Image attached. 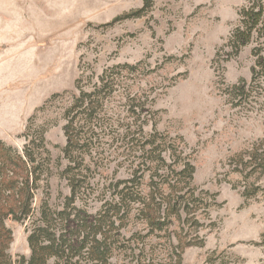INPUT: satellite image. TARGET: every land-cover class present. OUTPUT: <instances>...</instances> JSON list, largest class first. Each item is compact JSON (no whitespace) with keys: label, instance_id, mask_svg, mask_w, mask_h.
<instances>
[{"label":"rangeland","instance_id":"1","mask_svg":"<svg viewBox=\"0 0 264 264\" xmlns=\"http://www.w3.org/2000/svg\"><path fill=\"white\" fill-rule=\"evenodd\" d=\"M246 1L0 0V142L11 148L12 159L29 150L37 178L28 218L4 222L12 233L8 254L13 264L30 257L28 237L42 226V214L50 215L56 228L55 214L63 210L71 218L77 210L105 214V204L116 199L112 186L133 179L138 170V154L129 155L130 145L119 137L128 130L137 133L139 126L145 135L157 132L168 165L177 160L194 167L191 187L196 194L216 195L215 207L209 199L210 209L195 212L202 228L187 231L186 242L197 238L203 244L185 247L180 263L264 264V175L244 180L232 172L231 161L263 138L264 115L252 103L233 108L224 96L227 87L250 81L255 44L228 62L220 57L213 63ZM139 10L140 15H133ZM117 65L133 70L114 76V91L103 102L96 132L104 136L92 140L91 155L82 165L73 166L81 189L67 207L64 113L78 94L79 78L88 90L104 70ZM55 95L59 97L52 99ZM41 132L44 147L36 143L28 148L30 138ZM159 174L164 179L152 182L161 187L154 192L162 202L169 194L167 184L175 181L167 171ZM22 175L19 164L0 162L1 179ZM151 176L146 168L137 172L134 198L154 187ZM244 190L248 199L242 197ZM131 208L123 222L103 227L109 264H175L168 230L151 233L136 205ZM178 230L173 222L169 232ZM170 244L177 246L174 237Z\"/></svg>","mask_w":264,"mask_h":264},{"label":"trees","instance_id":"2","mask_svg":"<svg viewBox=\"0 0 264 264\" xmlns=\"http://www.w3.org/2000/svg\"><path fill=\"white\" fill-rule=\"evenodd\" d=\"M145 1L147 5L148 0ZM141 12L142 10H139L133 15L138 16ZM252 43L255 47L251 51L254 64L251 68L250 81L246 82L241 79L236 84L227 87L224 90V96L233 108H245L252 103L257 107V109H252L264 115V0H247L245 5L238 10L237 20L225 44L216 53L213 63L219 61L220 57H223L221 62H228ZM123 69L132 71L133 67L117 65L104 70L97 77V82L88 90L81 85L80 78L75 82L78 94L73 96L71 105L64 113L66 124L63 127L66 139L63 156L68 161L64 174L70 175V178H67L70 196L65 199L67 207L74 204L81 189L73 178V166L82 165L84 159L91 155L89 149L92 140L102 139L101 137L104 136V134L100 136L96 133L101 127L100 115L104 112L103 102L114 91V76L119 75ZM57 97L59 96L55 95L52 99ZM132 107L129 111H132ZM42 134V132L39 133L37 138L32 136L28 148L35 146L36 143L44 147ZM157 137L156 131L145 135L140 126L137 133L128 130L121 134L120 141L130 145L129 155L138 154L135 166L138 170L133 171V179L117 181L112 186L116 199L105 204L108 209L104 215L99 213L92 216L77 210L71 218L69 214H66V210H63L55 214L60 223L56 228L49 222L50 215L42 214V226L37 227L28 237L30 257L28 259L21 257L17 264H49L50 260H53L51 264H81L82 261H88L89 264H109L110 249L103 227L108 225L114 228L116 220L123 222L131 212V206L135 205L137 214L150 228L151 233L168 230V244L172 250L170 254L177 259L175 264H181L180 253L185 247L201 246L203 242L197 238L186 242V238L191 235L187 231L193 227L196 233L199 228H202L196 221L195 212L209 206L206 202L209 199L215 207L217 205L216 195L207 191H200L196 194L195 189L191 187L194 167L189 162L179 163L177 160L168 165L162 156L167 149L161 147ZM146 148L148 150H145ZM10 152L11 148H7L0 142V162L10 167L19 164L23 175L21 178L16 176L11 181L0 178V264H13L12 257L8 254L12 233L4 222L9 218L15 221L28 218L32 211V187L37 180L36 167H34V160L29 150L24 151L23 157L17 156L13 159ZM45 154L48 155V152L45 151ZM171 157L173 158L172 155ZM231 161L232 172L239 173L244 180L252 176H263L264 136L252 147L234 156ZM141 168H146L151 172L150 185L154 187L145 194H137L134 198L131 192L136 186L134 184L136 174ZM159 171H167L168 177L172 175L175 181V184H167L166 189L169 194L162 202L156 201L154 192H161V187L152 182L153 178L164 179ZM30 177L33 179L30 180ZM249 195L250 193L245 190L242 192L244 199H248ZM121 211L122 216L117 218ZM173 222H177L178 232H169ZM172 237L176 239L177 246H171ZM140 263L136 262V264Z\"/></svg>","mask_w":264,"mask_h":264}]
</instances>
